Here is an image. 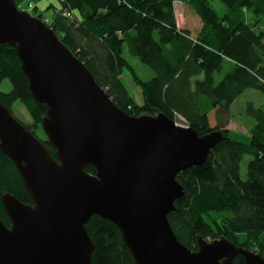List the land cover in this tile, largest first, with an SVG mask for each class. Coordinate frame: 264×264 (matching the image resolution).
Instances as JSON below:
<instances>
[{
    "label": "trees",
    "instance_id": "1",
    "mask_svg": "<svg viewBox=\"0 0 264 264\" xmlns=\"http://www.w3.org/2000/svg\"><path fill=\"white\" fill-rule=\"evenodd\" d=\"M24 1L14 0L17 6ZM43 1L47 4L42 11L32 0L30 14L48 21L46 26L118 109L133 117L159 113L174 122L180 117L199 136L221 132L222 139L203 165L176 175L184 195L174 202L167 219L177 240L197 250L199 240L223 238L264 259V110L247 104L246 113L254 120L247 143L232 139L227 128L230 107L239 96L247 90L264 96V0H217L225 9L222 15L212 8L213 0H54L57 5ZM176 2L196 14L195 35L178 28ZM50 9L49 19L44 11ZM63 11L71 18L63 17ZM124 46L151 69L152 78L144 82L137 77L122 56ZM124 69L130 70L139 88L140 102L121 80ZM2 79L11 89L0 90V104L12 113L19 101L32 121V126L23 125L57 161L51 143L41 139L47 108L33 100L16 49L7 44H0ZM245 156L250 160L243 179L240 164ZM84 171L96 174L92 165ZM4 193L31 205L17 168L0 150V197ZM0 219L10 225L1 200ZM85 229L94 246L92 264H135L111 222L94 215ZM231 264L244 260L238 255Z\"/></svg>",
    "mask_w": 264,
    "mask_h": 264
},
{
    "label": "water",
    "instance_id": "2",
    "mask_svg": "<svg viewBox=\"0 0 264 264\" xmlns=\"http://www.w3.org/2000/svg\"><path fill=\"white\" fill-rule=\"evenodd\" d=\"M0 44L15 47L33 100L47 110L41 128L56 152L0 104V150L17 168L31 205L4 193L0 264H92L85 225H115L135 264H264L257 253L219 238L181 244L167 216L184 195L176 175L203 165L222 139L199 136L163 114L118 109L84 64L40 19L0 0ZM92 165L95 176L85 173Z\"/></svg>",
    "mask_w": 264,
    "mask_h": 264
},
{
    "label": "rangeland",
    "instance_id": "3",
    "mask_svg": "<svg viewBox=\"0 0 264 264\" xmlns=\"http://www.w3.org/2000/svg\"><path fill=\"white\" fill-rule=\"evenodd\" d=\"M26 1L24 3H21L20 6L23 10L27 9ZM49 2L54 3L57 5L54 0H51ZM45 1H38V8L40 10H45L46 7ZM212 8L216 11L218 15H222L225 11L223 5L219 3L217 0L211 1ZM174 11H175V18L177 17V23L180 28L184 27H194L198 26V21L196 19V14L194 11L187 6L185 3L176 2L174 4ZM44 16L46 18L53 17V11L52 9L48 11H44ZM123 58L126 59V61L129 63V65L133 68L135 74L137 77L142 81H147L153 76V72L151 69H149L146 65H144L140 60H138L136 57H133L129 54L126 46L123 47ZM121 80L127 90L132 94L135 100L140 99V92L138 87L135 85V83L132 80V75L129 69H124ZM11 89V84L8 80L2 79L0 80V90L4 92H8ZM251 103L254 108H262L264 110V96L261 95L259 92L248 90L247 92L243 93L241 96H239L231 105L230 107V121L227 126V128L231 131V138L242 142L247 143L248 142V130L250 127L254 125V120L252 117H250L246 113V107L247 104ZM12 114L13 116L22 124L32 126V121L28 113L26 112L23 105L17 101L12 106ZM147 116H149L147 114ZM210 116H212L210 114ZM180 119V118H179ZM213 119V116L211 117V120ZM178 125H184L185 122L180 119L178 122H176ZM36 133H38L39 136L40 133L38 130H34ZM44 134V133H43ZM45 135L41 136V139H43ZM250 160V157L245 156L240 164V172L241 177L244 179L246 175V165L247 162Z\"/></svg>",
    "mask_w": 264,
    "mask_h": 264
},
{
    "label": "built area",
    "instance_id": "4",
    "mask_svg": "<svg viewBox=\"0 0 264 264\" xmlns=\"http://www.w3.org/2000/svg\"><path fill=\"white\" fill-rule=\"evenodd\" d=\"M18 7V10H21V11H26V12H28V13H30V11H31V9L33 8V3L32 2H29L28 4H27V9L26 10H23L22 9V7L20 6V5H18L17 6ZM61 15L63 16V17H65V18H71V14L68 12V11H63L62 13H61ZM45 23H47L48 21L47 20H45L44 21ZM180 118V117H179ZM181 119V118H180ZM177 124V123H176ZM178 125V124H177ZM180 126V125H179ZM182 127H187V126H184V125H181Z\"/></svg>",
    "mask_w": 264,
    "mask_h": 264
},
{
    "label": "crops",
    "instance_id": "5",
    "mask_svg": "<svg viewBox=\"0 0 264 264\" xmlns=\"http://www.w3.org/2000/svg\"><path fill=\"white\" fill-rule=\"evenodd\" d=\"M32 0H27L26 1V5L29 3V2H31ZM37 1V0H36ZM35 2V0H33V3ZM35 4H36V6H38V2H35ZM175 12V11H174ZM176 22H177V17H176ZM177 26H178V23H177ZM178 28L179 29H186V30H188V31H190V32H192V35H195L197 32H198V30H199V25L198 26H194V27H192V28H190V27H186V28H184V27H182V28H180L179 26H178ZM139 89V88H138ZM248 91V90H247ZM247 91H245V92H247ZM129 92V91H128ZM140 92V91H139ZM244 92V93H245ZM130 93V92H129ZM131 94V93H130ZM132 95V94H131ZM137 102H140L141 101V96H140V99H138V100H136Z\"/></svg>",
    "mask_w": 264,
    "mask_h": 264
}]
</instances>
